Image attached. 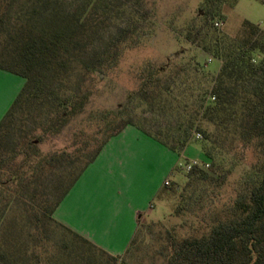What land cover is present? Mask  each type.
Wrapping results in <instances>:
<instances>
[{"label": "trees", "instance_id": "trees-1", "mask_svg": "<svg viewBox=\"0 0 264 264\" xmlns=\"http://www.w3.org/2000/svg\"><path fill=\"white\" fill-rule=\"evenodd\" d=\"M1 1L0 68L25 81L0 120V264H38L41 256L35 250L40 244L30 237L32 228L48 220L62 224L53 216L56 206L107 139L127 124L142 127L121 118L53 202L39 192L35 182L36 171L43 168L36 158L39 138L11 149L7 155L14 113L20 106L48 100L80 69L79 62L84 71L100 68L80 61V56L108 21L112 9L108 0H79L73 8L65 0ZM203 46L221 60L194 112L199 122L195 130L209 160L207 168L192 165L182 187L164 184L156 195L159 200L164 193L176 194L170 214L187 213L189 217L185 223L169 226L157 220L160 264H264V28L244 19L232 36L211 31ZM150 82L148 75L139 90L142 98ZM74 97L63 96L62 104L74 107ZM187 138L185 134L184 141ZM184 144L168 146L181 154ZM248 151L253 157L248 176L233 181L235 194L226 197L224 183L229 169L247 159ZM19 197L25 198L21 206ZM62 225L71 233L75 250L63 252L61 264H99L101 256L118 257ZM25 232L28 237L23 240ZM135 234L127 248L135 241Z\"/></svg>", "mask_w": 264, "mask_h": 264}, {"label": "rangeland", "instance_id": "rangeland-1", "mask_svg": "<svg viewBox=\"0 0 264 264\" xmlns=\"http://www.w3.org/2000/svg\"><path fill=\"white\" fill-rule=\"evenodd\" d=\"M78 1L65 0L69 8ZM108 2L112 9L108 21L80 56V61L100 68L84 71L79 62L80 69L60 84L63 88L46 101L18 107L13 116L7 155L11 149L25 147L30 139L39 138L36 158L43 168L36 171L35 182L39 192L51 202L121 118L138 124L170 146L179 148L185 143V155L169 180L170 185L185 184V165L193 159L207 168L209 159L201 149L203 140L195 130L199 122L194 112L221 60L204 49V39L213 30L232 36L244 19L264 28V3L259 0ZM13 11L14 7L10 13ZM148 75L151 82L145 86L147 95L142 98L139 90ZM65 95L71 100L77 97L74 107L72 103L62 104ZM190 124L193 126L187 130ZM185 134L188 138L184 141ZM252 159L248 151L247 159L229 169L224 183L226 197L235 194L233 181L248 176ZM24 199H17L20 206ZM176 202V194H162L140 220L135 241L127 250L116 259L101 256L99 264H160L157 220L169 226L185 223L189 218L187 213L170 214ZM27 235L25 232L22 239H27ZM30 237L40 244L35 250L41 256L38 264H61L62 253L75 250L71 233L56 221L48 220L32 228ZM63 243L68 246L64 248ZM78 245L84 247L81 242Z\"/></svg>", "mask_w": 264, "mask_h": 264}, {"label": "crops", "instance_id": "crops-1", "mask_svg": "<svg viewBox=\"0 0 264 264\" xmlns=\"http://www.w3.org/2000/svg\"><path fill=\"white\" fill-rule=\"evenodd\" d=\"M0 68V120L24 84ZM185 150L127 124L110 136L56 206L54 217L109 254L122 255Z\"/></svg>", "mask_w": 264, "mask_h": 264}, {"label": "built area", "instance_id": "built-area-1", "mask_svg": "<svg viewBox=\"0 0 264 264\" xmlns=\"http://www.w3.org/2000/svg\"><path fill=\"white\" fill-rule=\"evenodd\" d=\"M197 163H198L197 160H195V159L191 160L189 163H187L185 165L186 166V169L188 170L192 165L197 164ZM180 164H181V162L178 165H180ZM164 184L165 185H168L169 184V180H165L164 181Z\"/></svg>", "mask_w": 264, "mask_h": 264}]
</instances>
